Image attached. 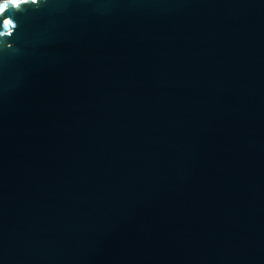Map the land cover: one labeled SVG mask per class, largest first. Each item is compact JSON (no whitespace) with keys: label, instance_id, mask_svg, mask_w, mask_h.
I'll list each match as a JSON object with an SVG mask.
<instances>
[{"label":"water","instance_id":"water-1","mask_svg":"<svg viewBox=\"0 0 264 264\" xmlns=\"http://www.w3.org/2000/svg\"><path fill=\"white\" fill-rule=\"evenodd\" d=\"M22 8L0 264H264V0Z\"/></svg>","mask_w":264,"mask_h":264},{"label":"snow or ice","instance_id":"snow-or-ice-1","mask_svg":"<svg viewBox=\"0 0 264 264\" xmlns=\"http://www.w3.org/2000/svg\"><path fill=\"white\" fill-rule=\"evenodd\" d=\"M43 0H20L19 3L10 2V0H0V4H4L3 11L0 12V27L3 28V31H0V36H12L13 30L17 29L19 21L14 17L18 13L24 11L25 9L22 6L27 5H40ZM12 10H16L13 12ZM12 47V44L8 45Z\"/></svg>","mask_w":264,"mask_h":264}]
</instances>
